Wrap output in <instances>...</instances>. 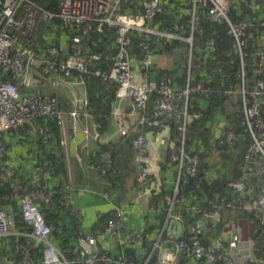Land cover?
Listing matches in <instances>:
<instances>
[{"label":"built area","instance_id":"built-area-1","mask_svg":"<svg viewBox=\"0 0 264 264\" xmlns=\"http://www.w3.org/2000/svg\"><path fill=\"white\" fill-rule=\"evenodd\" d=\"M122 1L60 0L59 24L54 26V14L42 10L35 0H0V163L5 157L4 137L7 133L31 126L38 119L52 120L57 126L63 127L65 113L60 108L56 94H44L39 88L49 86L54 90L63 83V80H70L73 77H77L75 84L85 86L83 75L87 74V66L91 60H97L99 56L87 55L83 42L94 28L99 30L106 27L118 31L117 52L108 72L97 69L93 75L101 77L108 83L114 82L117 85V98L129 99L132 103V112L135 115V125L132 127L137 133L132 139L134 160L138 169L137 189L144 194L149 190V144L142 128L147 124H155L171 130L174 128L178 136L179 143L173 138L169 140L171 151L169 163L176 170V182L173 185L175 197L181 185H185L189 179L196 178L200 165L199 156L187 152L184 147L188 126L202 118L201 112L189 114V98L200 92L205 95L213 93L210 87L203 88L202 84L192 86L190 83V52L194 36L200 35L196 17V5L199 3L209 4L207 14L209 21L225 22L227 35L231 38L233 50L240 60L241 69L238 77L241 85L236 90L222 91L220 95L234 103L239 101L242 105L243 124L251 139L249 149L244 155L242 169L246 171L256 157L261 158L257 162L264 161V111L261 110V102L264 101V0L259 4L260 15L257 14L259 10V6H256L257 0H247L246 4L251 13L236 22L229 20L227 10L240 0H189L192 8L188 21L190 33L187 38L178 33L182 28L180 25L162 31L156 28V17L161 12L159 0H143L138 16L123 13ZM42 26L45 27L44 33L50 42L54 39L52 35L54 30L71 35L65 52L55 44H44L43 51L39 50L37 39ZM254 29L260 33V39L257 40L259 46L256 51L249 54L244 48L248 43L250 31ZM133 32L141 35L137 43L138 53L135 55H131L130 49V36ZM182 40L190 49L189 60L185 83L182 88L176 89L170 77L151 78L150 70L154 63L151 43L155 41L171 45ZM215 50L212 41L204 44L203 52L210 53ZM248 60L253 69V78L251 86L247 87L244 64ZM216 71L220 72L221 69ZM33 73L38 76L33 78ZM58 75L61 76L60 79H56ZM149 103L150 113L148 116L143 115ZM69 116L76 118L78 115L74 111ZM128 133L129 127L119 130L121 137H127ZM233 141L231 131H224L216 139L217 145L223 148L225 154L231 150ZM60 143L63 145L64 141ZM110 159L106 156L98 168H108L111 164ZM0 172L8 179L14 176V170L3 163L0 164ZM51 172L50 162L43 160L33 169L29 190L25 191L18 183L14 184L13 190L19 201L23 227L17 229L6 209L0 206V240L13 238L18 244L14 248L15 258L8 264H134L128 258L117 260L109 254V250L98 248V241L109 236L115 238L119 246L126 242L142 245L140 234L131 233L126 239L121 236L120 209L112 213V219L103 231L97 234H85L82 231L79 233L73 259L68 257L67 251H61L53 244L50 239L51 227L45 223L38 209V203L48 204L52 200L53 195L45 186ZM228 188L236 195H243L246 192L244 180L232 181ZM62 193L63 206L80 220L74 209L68 185L63 188ZM246 199L248 202L243 210L247 213L254 211L255 219L263 228L264 188L256 196L247 195ZM173 200V197L165 198L168 205L167 221L169 219L182 221L181 214L173 212ZM181 201L185 199L182 197ZM202 202H205V199H202ZM232 208H234L232 202L220 198L212 211L203 212L202 219L189 226L188 237L177 241L175 252L179 254V259L176 255L165 253L160 263L190 264L192 259L205 258L209 264H248L249 259L240 262L234 257L233 251L240 243L237 235L230 240L226 248H220L215 252L206 251L201 242L203 231L201 225H210L214 228L213 216ZM260 235L264 239V228ZM21 238L26 239L25 244L18 242ZM31 247L41 248L40 260L33 259ZM180 255L184 260L182 263Z\"/></svg>","mask_w":264,"mask_h":264},{"label":"crops","instance_id":"crops-1","mask_svg":"<svg viewBox=\"0 0 264 264\" xmlns=\"http://www.w3.org/2000/svg\"><path fill=\"white\" fill-rule=\"evenodd\" d=\"M132 1L135 3L134 7H136L143 0ZM259 2L261 0H257L258 5L256 6H259L260 9ZM44 32L45 27L42 26L40 31H38L37 39L41 52L43 51L44 44H55L63 52L66 51L71 35L61 34L57 30H54L52 33L54 39L50 42L51 40L47 38ZM41 40H43V44L39 45V41ZM256 50H250L247 53L251 54ZM195 54L196 58L195 60L193 59V62L197 70L200 69L204 61L201 47H195ZM131 55L135 54L132 52ZM176 68V62L171 63L170 67L167 65L156 66L154 54V63L151 70L173 72ZM37 76L38 74L33 73V78ZM60 78V75L56 77V79ZM76 78L63 80V83L54 90L49 86L39 88L44 94H56L60 108L65 113L63 127L61 128L56 125L58 133L56 134L48 127L49 122L53 123L52 120L48 119H38L31 126H24L7 133L4 137L5 159L3 160V164L10 166L14 170L15 176L17 175L18 178L16 182L19 181L18 184L23 185L26 191L29 190V181L32 177L33 169L43 160H47L43 157L42 147L45 146V150L47 151H50L49 149L51 148L54 153H61L66 170L65 176L54 177V167L51 164L53 171L45 181V186L48 192L53 195L56 192V187L61 186L63 189L68 185L74 209L80 216L81 231L85 234L99 233L100 231H92L97 221L104 216L111 220L112 213L120 209L122 212V217L119 221L121 236L124 239L128 238L131 233H137L142 236L141 246L130 242L119 246L117 240L109 236L104 240L98 241V248L100 250L107 249L113 258L117 260L128 258L134 264H143L145 262L147 264H161L162 255L165 253L176 255L179 259V254L174 251V247L176 246L174 235L178 231L179 224L175 223L177 221L172 219H169V222L166 221L168 205L165 198L168 195L164 197V200L156 199L155 197L160 189H169L176 182L175 167L169 163L171 153L169 140L173 138L172 130L155 124H147L142 128V132L145 134L149 144L148 154L150 163L148 170L150 172V182L147 193L139 192L136 186L138 169L134 160L133 147L125 143L127 138L137 134L133 131L132 127L135 125V115L132 112L131 101L129 99L119 100L116 94V102L112 109L110 125L106 132L101 135L97 131V125L91 114L87 111L85 86L75 84ZM172 80L176 89L182 88L174 78ZM198 84L201 83H197L196 85ZM84 102H86V105H84ZM191 104L203 110L209 108V103L202 98H192ZM226 108L227 110L229 109L228 107ZM150 109L147 108L146 113L143 115L148 116ZM74 111L78 115L76 118L69 116ZM210 111L213 112V115L205 117V125L199 126L198 130L203 131L205 127L209 129L210 136L208 142L212 140L213 143L225 131L227 119L218 110L210 109ZM203 117L202 113L201 119ZM123 127H129L127 137H121L119 134V130ZM61 141H64L63 145H61ZM212 143L211 146L214 147V143L213 145ZM102 146H107L110 151L107 150L108 152H105ZM204 146L202 144L198 148V152L199 150L203 151ZM212 147L210 148V154L202 161V164H206L208 167L205 179L210 182H213L216 178L228 175L231 163L229 160L225 161L226 158L219 155L214 149L212 150ZM194 148L193 146L188 150L192 151ZM230 151L232 152L233 149ZM229 153L225 155H229ZM106 156L111 158L110 166L108 168H98L105 161ZM259 159L261 160L258 157L254 158L246 171H243L241 166L242 178L240 180H244L246 192L243 195H239L234 202L232 201L234 208L224 211L220 215L213 216L214 228L210 225H201L203 228V239L206 240L205 243L211 252L220 248H226L230 240L237 235L240 238V243L233 253L235 259L240 262H246L248 259L251 262L257 261L253 253L254 243L252 235L254 234V226L243 215L247 213L243 210V207L247 205V195L256 196L264 188V167L259 170V162H257ZM24 171H27V174H24ZM184 199L185 201H182V204L186 210L191 209L194 214L200 212L199 205L203 203L202 201H199V199L191 200L186 197ZM4 208L14 220L15 213L11 210V207ZM207 210H202L200 219H202L203 212ZM178 222L182 226V236L185 229L189 227L185 225L183 220ZM218 225L219 228L217 229ZM206 227H209L213 232L206 231L208 229ZM17 245L13 238L0 240V264H8L11 259L15 258L14 248ZM149 246L150 249L148 250ZM180 260L183 261L182 255H180ZM190 264L209 263L203 259H192Z\"/></svg>","mask_w":264,"mask_h":264},{"label":"trees","instance_id":"trees-1","mask_svg":"<svg viewBox=\"0 0 264 264\" xmlns=\"http://www.w3.org/2000/svg\"><path fill=\"white\" fill-rule=\"evenodd\" d=\"M247 0H240L235 5H232L227 10V16L230 21L236 22L237 20L246 17L247 14L251 13V9L246 4ZM36 4L47 12L54 14V26L59 24V3L60 0H35ZM261 2H259L260 4ZM132 0H123L121 2V10L123 13L138 16L141 12V3L136 5ZM161 12L156 17V28L158 30L173 29L174 26H182L181 30L178 32L184 38L189 36L188 21L191 17L192 5L189 0H160ZM209 4L199 3L196 5V17L198 19V31L200 36L194 38V47L199 46L204 47L207 41H212L216 50L215 52H203L204 61L200 69L195 68L193 62V68L190 72L191 79L190 83L195 86L197 83H201L203 88L210 87L212 94L205 95L203 93H196L189 98V114H194L195 112L203 113L204 117L200 121H194L188 126L187 136L185 138L184 147L187 152L196 154L200 157L201 162L198 168L196 178L189 179L185 185L179 187L177 195L173 196V188L171 186L169 189H160L156 194V199L164 200V197L174 198L173 210L175 212L181 213L182 219L186 226L194 224L200 219L202 210L208 209L207 211H212L213 206L218 203L220 198H226L230 202H234L239 196L233 194L228 188V184L232 181H237L242 178V172L240 168L243 162V156L249 149L251 139L246 132L245 126L243 124V115L240 112L241 104L236 102L233 104H228L227 98L220 95V92L225 90H236L241 85V80L238 77V73L241 69L240 60L237 53L233 50L232 40L227 35V26L224 21L211 22L207 19ZM261 9L257 11L259 15ZM118 37V31L114 29H108L102 27L99 30L94 28L90 35L84 40V52L91 55H98L97 60H91L87 66V74L83 75L87 99V111L91 114L95 124L97 125V131L99 134H104L110 125L112 109L114 103L116 102L117 85L114 82L103 81L101 77H96L93 72L97 69L108 72L111 65L113 64L116 52L117 44L116 40ZM141 35L137 32H133L130 36V49L134 54L138 53L137 43L140 40ZM258 38L260 39V33L257 29L251 30L248 38V43L244 50L252 51L258 48ZM155 41L151 43L153 49L160 48L162 51L171 52L173 49L184 48V52L180 56V60L176 63L177 68L173 72L162 71L152 69L150 71V76L152 78H158L161 76L172 77L176 82L183 86L187 74V45L183 41H178L173 43L171 46L164 45L162 43H156ZM43 44V40L39 41V45ZM192 61L195 60L196 54H192ZM217 69H221L217 72ZM252 67L250 66V61H246L244 64V71L246 72V84L251 86L250 80L253 78ZM192 98H202L209 103V108L203 110L202 108L192 105ZM228 107L229 109L227 110ZM151 108V105L148 109ZM262 111H264V101L261 102ZM210 109L218 110L222 112L227 119V126L225 132L231 131L234 136L233 153L230 151L229 155H225L222 147L218 146L216 141L214 145L208 142L210 131L206 127L203 131H199V126L205 125V117L213 115ZM53 132L56 134L57 126L53 122L48 123ZM173 139L178 141V136L175 133V129L172 128ZM136 135H131L125 140V143L132 146V139ZM212 145L215 147H212ZM204 146V150L198 152V148L201 145ZM57 147L56 145H54ZM195 147L194 150L190 151L189 148ZM53 147V146H50ZM219 153V155L226 158L225 161H230V168L228 175H224L221 178H216L213 182L207 181L206 172L208 167L206 164H202V161L210 154L211 148ZM43 148V157L52 164L54 167L53 176L64 177L66 170L65 165L62 160V155L59 152L54 153V151L45 150ZM105 152H108L109 148L107 146H102ZM110 151V150H109ZM5 159V158H4ZM3 163V161L1 162ZM0 163V164H1ZM51 166V167H52ZM53 171V170H52ZM17 175L8 179L0 172V206L1 207H11V210L15 213L14 220L16 227L20 229L23 227L22 217L20 214V208L18 198L15 197V192L13 190L14 184H16ZM21 187L24 189L23 185ZM29 189V188H28ZM55 193L52 196V200L48 204L38 203V209L42 214L44 221L47 225L51 227L50 239L53 244L61 251H67L68 257L73 259V251L76 247L79 233L81 232V223L77 220L62 204L61 197L63 195V189L60 187L55 188ZM189 198L191 200L202 201L200 212L194 214L191 209L186 210L182 204L181 198ZM237 213V211H236ZM235 213V214H236ZM241 214V213H240ZM254 226V234L252 235V240L254 243L253 253L255 260L254 262L249 261L248 264H264V239L260 235L262 228L259 221L254 217V211L251 213L243 214ZM109 218L104 216L97 221V224L93 226L92 231H103L109 222ZM206 231H211L209 227ZM219 228V225L217 229ZM188 229L182 234L183 238L188 237ZM208 233V232H207ZM20 244H25V239H18ZM201 242L206 244V240L201 236ZM151 246V245H150ZM150 246L148 250L150 249ZM205 248L208 252L207 244ZM31 254L33 259L40 260L41 248L31 247ZM205 260V259H203Z\"/></svg>","mask_w":264,"mask_h":264},{"label":"rangeland","instance_id":"rangeland-1","mask_svg":"<svg viewBox=\"0 0 264 264\" xmlns=\"http://www.w3.org/2000/svg\"><path fill=\"white\" fill-rule=\"evenodd\" d=\"M262 3H263V0H262ZM183 52H184V48H177L176 50H173L171 52H162L160 48H157L156 50L154 49L156 66L158 65L159 67H161V66L167 65L170 67L171 63L173 62L177 63L178 60H180V56ZM227 103L233 104L234 102L228 101ZM263 167H264V163L260 162L259 170L262 169ZM24 172H25L24 174H27V171H24ZM17 183H19V181Z\"/></svg>","mask_w":264,"mask_h":264},{"label":"clouds","instance_id":"clouds-1","mask_svg":"<svg viewBox=\"0 0 264 264\" xmlns=\"http://www.w3.org/2000/svg\"><path fill=\"white\" fill-rule=\"evenodd\" d=\"M160 1V0H159ZM142 3V2H141ZM196 36H198V35H196ZM196 36H194V38H196ZM200 36V35H199ZM183 37V36H182ZM184 38V37H183ZM187 38V37H186ZM183 41V40H182ZM175 42H178V41H175ZM175 42H173V43H175ZM185 44H186V42L185 41H183ZM157 42H155L154 44H156ZM172 43V44H173ZM159 44V43H158ZM171 44V45H172ZM171 45H169V46H171ZM187 45V44H186ZM187 47H188V45H187ZM152 48V47H151ZM203 48L204 47H202V50H203ZM153 49V48H152ZM153 51H154V49H153ZM189 51H190V49H189V47H188V49H187V53H188V60H189ZM193 53H195V47H194V40H193V48H192V50H191V52H190V55H191V57H192V54ZM190 57V58H191ZM188 60H187V67H188ZM192 68H193V61H192V58H191V70H192ZM151 71V70H150ZM191 72V71H190ZM218 72V71H217ZM246 73V72H245ZM161 77H163V76H161ZM168 77V76H167ZM152 78V77H151ZM158 78H160V77H158ZM158 78H152V79H158ZM171 78V77H170ZM246 79V78H245ZM247 83V82H246ZM250 83H251V80H250ZM246 86H247V84H246ZM248 87V86H247ZM150 104V103H149ZM149 104H148V106H149ZM241 104V103H240ZM261 110H262V108H261ZM240 112L242 113V105H241V109H240ZM202 114V113H201ZM201 120V119H200ZM246 153H247V151H246ZM245 153V154H246ZM243 159H244V156H243ZM261 162H263L264 163V161H261ZM242 166H243V162H242ZM14 174H15V172H14ZM173 212H175V211H173ZM181 214V213H180ZM167 216V215H166ZM183 220V219H182ZM167 221V220H166ZM170 220H168L167 222H169ZM184 222V221H183ZM175 223H179V222H175ZM181 224V223H180ZM192 225V224H191ZM190 226V225H189ZM188 226V227H189ZM182 227V226H181ZM188 231V230H187ZM183 236V235H182ZM181 235H180V237H179V239L180 238H183ZM178 239V240H179ZM186 239V238H185ZM177 240V241H178ZM177 241H176V243H177ZM203 244V243H202ZM205 247V246H204ZM206 249V248H205ZM174 251H175V247H174ZM207 251V250H206ZM215 252V251H214ZM183 258V257H182ZM201 259H205V258H201ZM206 260V259H205ZM132 261V260H131ZM184 261V260H183ZM183 261H181V263L183 262ZM134 263V262H133Z\"/></svg>","mask_w":264,"mask_h":264},{"label":"water","instance_id":"water-1","mask_svg":"<svg viewBox=\"0 0 264 264\" xmlns=\"http://www.w3.org/2000/svg\"><path fill=\"white\" fill-rule=\"evenodd\" d=\"M172 223H173V221H171ZM179 225H178V231H177V233L174 235V239L177 241L178 239H179V237H180V235H181V232H182V227H181V224L180 223H178Z\"/></svg>","mask_w":264,"mask_h":264}]
</instances>
